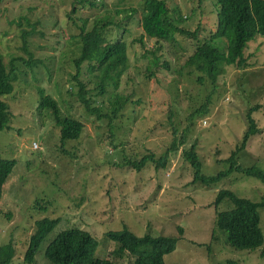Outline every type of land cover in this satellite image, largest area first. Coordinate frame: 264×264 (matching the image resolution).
<instances>
[{"label": "rangeland", "instance_id": "obj_1", "mask_svg": "<svg viewBox=\"0 0 264 264\" xmlns=\"http://www.w3.org/2000/svg\"><path fill=\"white\" fill-rule=\"evenodd\" d=\"M165 1L184 18L180 25L199 30L198 38L175 33L154 49L157 44L142 34L139 24L141 0H98L94 8L77 5L75 14L74 0H0V53L13 85L2 96L10 114L0 131V158L16 161L0 202V244L12 242V264H52L44 255L46 246L72 228L95 237L96 255L109 256L113 264H131L128 254H112L115 243L104 237L123 228L135 236H178L175 250L164 256L165 264H264V244L237 249L219 232L211 239L215 213L231 208L227 201L212 207L217 193L230 190L239 198L264 202V182L232 172L210 187L193 184L194 170L183 154L196 143L204 176L226 171L224 160L246 130L244 114L259 104L251 115L260 132L237 151L236 162L264 171V36L247 43L245 70L226 66L216 86L200 84L201 74L186 61L199 40L217 30L216 0ZM105 16L117 24L109 26L108 39L127 43V72L116 86L107 83L102 93L95 87L97 78L90 76L87 94L97 111H89L73 80L74 59L81 50L79 26L86 19L89 29ZM212 41L225 48L222 36ZM44 95L53 96L64 114L83 122L77 139L61 142L59 128L41 106ZM119 96L128 99L109 119ZM203 103L207 111L193 116ZM183 138L180 148L169 150L174 140ZM167 150L161 167L146 162L136 171L128 163ZM259 212L264 233V207ZM42 218L61 222L27 263L25 249L35 222Z\"/></svg>", "mask_w": 264, "mask_h": 264}, {"label": "trees", "instance_id": "obj_2", "mask_svg": "<svg viewBox=\"0 0 264 264\" xmlns=\"http://www.w3.org/2000/svg\"><path fill=\"white\" fill-rule=\"evenodd\" d=\"M97 1L74 0L71 14H75L79 7L94 8ZM216 5L218 7L216 32L208 38L199 40L195 51L186 61L187 66H192L201 74L198 82L200 84L209 82L212 87L216 86L219 77L225 73L226 66H235L236 69L245 70L248 66L247 57L244 55L247 43L257 35L264 36V0H216ZM134 12L133 9L116 10V13L133 14ZM69 18L73 19L70 14ZM138 20L142 34L147 38L154 39V43L157 44L154 49H160V43L169 40L175 33L198 38L199 30L192 31L180 25L179 23L184 18L169 9L165 0H141V13ZM111 25L117 27V24L113 22V17L105 16L95 19L89 29L86 28V19L82 20V25L79 26L81 50L78 57L74 59L76 72L73 80L77 85L80 102L89 111L96 110L91 107V99L87 94L86 87L91 82L90 76L97 78L98 82L95 83V87L102 93L107 83L110 82L116 86L127 72V43L122 38H116L113 41L108 39L107 34ZM118 34H122V31H119ZM142 34L138 38L140 42ZM215 36L225 38V48L222 49L211 43ZM84 65H86L84 69L86 75L83 76ZM12 89L11 78L0 53V131L7 127L10 114L9 105L2 99V96L9 94ZM127 99L128 96L116 98L113 108L108 114L109 119L116 116ZM40 102L42 107L48 109L54 125L59 128L61 142L77 139L80 136L84 128L83 122L64 114L59 102L53 96L44 95ZM259 107L257 104L244 114L246 130L234 151L224 160L229 165L226 171L211 177L204 176L201 173L202 162L198 156L196 143L189 148H184L183 154L194 170L193 184L200 183L210 187L232 172L255 177L264 182L263 170L256 166L242 168L236 162L237 151L243 150L249 139L260 132L255 118L251 115ZM200 111L203 113L207 111L206 103H203L202 110H197L193 116L199 114ZM184 143L185 138L178 142L174 140L169 150H177L180 148L178 145ZM169 150L159 157L149 153L128 163L136 171L142 168L146 162H152L156 167H161L168 159ZM15 162L14 159L0 158V202L4 185ZM225 201L230 203L231 208L215 213L211 239H214L219 232L221 235H225V242L234 248L254 250L261 247L264 244V233L260 227L259 209L264 207V202H253L237 197L230 190H220L212 202V207L217 209ZM60 222L59 218H42L35 222V229L29 237L24 253L27 263L32 262L42 240ZM179 233L182 235V228H179ZM104 237L107 241L115 243L111 253L115 256L128 254L131 264H165L164 256L175 250L179 240L178 236H135L127 228L107 232ZM97 247L98 241L89 232L72 228L57 234L46 246L44 255L52 264H113V260L109 256L96 255ZM14 252L15 249L11 241L0 244V264H12Z\"/></svg>", "mask_w": 264, "mask_h": 264}]
</instances>
